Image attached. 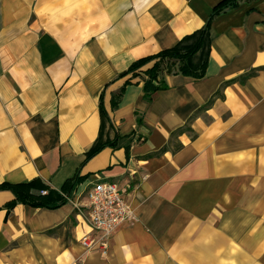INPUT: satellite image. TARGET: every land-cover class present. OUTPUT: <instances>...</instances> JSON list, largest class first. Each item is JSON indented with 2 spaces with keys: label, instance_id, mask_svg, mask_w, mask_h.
Instances as JSON below:
<instances>
[{
  "label": "crops",
  "instance_id": "0c3cea01",
  "mask_svg": "<svg viewBox=\"0 0 264 264\" xmlns=\"http://www.w3.org/2000/svg\"><path fill=\"white\" fill-rule=\"evenodd\" d=\"M223 1L0 0V186L82 179L55 209L0 190V264H264V0ZM207 25L203 78L124 75ZM100 181L138 216L106 255L77 208Z\"/></svg>",
  "mask_w": 264,
  "mask_h": 264
},
{
  "label": "trees",
  "instance_id": "16d2710c",
  "mask_svg": "<svg viewBox=\"0 0 264 264\" xmlns=\"http://www.w3.org/2000/svg\"><path fill=\"white\" fill-rule=\"evenodd\" d=\"M238 1L239 0H224L215 8L214 13H220L221 11L231 8L237 5ZM206 48H209L208 25L203 30L183 39L176 47L164 50L154 56H149L135 62L124 75L133 73L136 70L146 66L147 64L157 60L163 61L164 59H174L178 60L179 62V69L176 72L192 76L196 79H200L203 78L205 75L206 62H203L201 65L194 67L192 65V58L196 53L205 50ZM145 73L150 78L149 83L146 85L147 90L155 92L166 87L164 85V81H162L161 84L159 83V85L157 86L154 85V81L157 80L160 73V62H155L154 66L151 69L147 70ZM148 85L150 87H148ZM101 111L106 114L102 103ZM104 147H106V145H97L93 147L88 153L87 159H91L92 157H94ZM81 180L82 179L79 174H77L74 178L68 180L63 188L64 192L66 193L65 197L59 196L55 199L45 198L44 196L38 197L31 194L33 183H25L19 185L3 184L0 186V190H9L15 196V201L7 205L9 211L13 208L16 203H23L33 207H45L49 209H55L64 205L69 200L70 196L76 190L77 185L81 183Z\"/></svg>",
  "mask_w": 264,
  "mask_h": 264
},
{
  "label": "built area",
  "instance_id": "2783aa9c",
  "mask_svg": "<svg viewBox=\"0 0 264 264\" xmlns=\"http://www.w3.org/2000/svg\"><path fill=\"white\" fill-rule=\"evenodd\" d=\"M77 208L88 215L90 232L81 239L87 251L99 250L106 255L115 232L127 223H135L138 216L125 199V191L114 182H95L81 196Z\"/></svg>",
  "mask_w": 264,
  "mask_h": 264
},
{
  "label": "rangeland",
  "instance_id": "374dc122",
  "mask_svg": "<svg viewBox=\"0 0 264 264\" xmlns=\"http://www.w3.org/2000/svg\"><path fill=\"white\" fill-rule=\"evenodd\" d=\"M154 62H160V74L165 75L166 73L174 72L179 69V62L178 60L174 59H164L163 61L157 60ZM176 63V64H175Z\"/></svg>",
  "mask_w": 264,
  "mask_h": 264
}]
</instances>
